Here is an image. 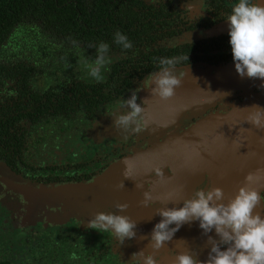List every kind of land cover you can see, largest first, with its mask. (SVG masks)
<instances>
[{
  "label": "flooded vegetation",
  "instance_id": "1",
  "mask_svg": "<svg viewBox=\"0 0 264 264\" xmlns=\"http://www.w3.org/2000/svg\"><path fill=\"white\" fill-rule=\"evenodd\" d=\"M125 1L131 6H139L133 8L146 17L145 26L128 31L129 21L121 9L114 7V21L109 22L110 35L100 39L75 38L79 34L68 39L49 36L34 25L26 30H29L28 35L40 37L36 49L30 48L31 42H27L16 51H9L6 45L16 30L1 44L0 59L6 63H19L24 78L18 82L14 79L0 82V100L3 101L1 96H4L10 103L12 100L20 103L17 107L12 106L15 123L8 131V140H15L17 146L1 145L5 153L0 154V166L25 180L53 184L87 183L111 171L113 165L118 172L110 174L112 181L103 186L106 189L119 181L118 175L126 178L123 171L135 168L138 169L135 178H140L143 187L150 190L151 182H161L168 177V183H171L176 179L178 172L172 170L173 165L184 174L181 180L191 191L181 190L182 197L177 202H172L170 191H156L159 194L156 199L163 200L161 196H164L179 207L183 206V199L191 198L197 190L221 187L224 192H231L226 185H218L233 175L225 166L216 164L219 160L214 147H200L196 159H190L194 156L192 152L179 163L175 159H164L159 168L155 167L157 162L153 159L142 170L141 163L133 164L128 157L150 148L156 131L187 134L192 132L191 126L203 121L212 123L209 118L219 111L229 113L248 97L241 94L240 89L234 91L233 103L228 99L217 100L199 112L201 118L185 110L180 111L179 118L177 115L172 119L170 114L167 121L165 118L162 122L154 119V125L149 123L150 132L141 137L138 136L140 131L116 129L111 114L127 111L120 108L121 102L129 99L133 92L137 95L143 81L164 67L160 64L161 59H174V67L192 64L209 67L234 62L227 18L238 0ZM259 2L264 4V0ZM123 30L132 43L131 49L124 50L112 40L117 31ZM190 33L197 35L188 38ZM102 42L109 45L107 55L111 63L103 71L104 79L97 82L89 75L88 65L96 59V49ZM18 76L22 77L21 74ZM261 90V87L252 88L253 93ZM10 92L14 94L9 95ZM202 108L197 106L191 111ZM252 109L249 113L254 115L256 109ZM4 111L10 114L8 109L4 108ZM144 123L142 118L141 124ZM123 160L129 162L125 169ZM259 194L264 199V189ZM153 203L159 202L154 200ZM153 203L150 202L148 208L155 215ZM20 213V206L0 198V264H138L128 247L129 239L120 244L111 230L100 232L86 227L92 217H79L78 220L71 217L60 224H32L21 222ZM160 220L159 217L156 221ZM163 249L153 257L157 264H172L177 254L184 251ZM209 251L210 246L200 247L196 250V259L205 261Z\"/></svg>",
  "mask_w": 264,
  "mask_h": 264
},
{
  "label": "clouds",
  "instance_id": "2",
  "mask_svg": "<svg viewBox=\"0 0 264 264\" xmlns=\"http://www.w3.org/2000/svg\"><path fill=\"white\" fill-rule=\"evenodd\" d=\"M227 20L236 72L241 78L246 76L264 80V4L259 0L258 2L238 0L232 5ZM115 43L124 50L132 48L131 41L119 31L115 33ZM109 50L107 43H100L96 49V59L88 65L89 75L97 82L104 79L103 71L111 63L107 55ZM175 63L176 61L171 58L161 59L160 64L164 67L152 76L151 85H155L151 87L152 95L158 96L161 100L173 97L175 89L182 83V79L174 74ZM12 94L14 93H9ZM136 101L137 95L133 92L131 97L123 100L120 105V108L127 111L111 114L116 129H131L133 132L142 130L141 114L144 108ZM251 108H255L256 111L248 122L264 129V108L255 105ZM125 177H128L127 174ZM252 178L251 173L245 176V185L241 186L235 196L226 203L223 189L212 187L195 191L191 198L183 199L182 207L159 208L156 214L162 219L154 225L150 233V247L159 250L166 242L172 240L175 232L183 224L195 220L199 221L203 234L207 235L214 229L219 239L208 236L206 244L210 245V251L207 260L200 261L191 251H183L177 254L172 264H264V216L256 211L262 197L257 189L247 186V182ZM118 187H124V183ZM143 197L141 203L148 206L152 201L151 193L145 191ZM115 206L121 212L128 208L127 203H117ZM173 224L175 227H170ZM136 226L137 222L128 215L103 211L97 212L86 225L87 228L100 232L111 230L120 244H123L126 238L132 239L137 236ZM145 238L148 237L140 236V239ZM133 260L138 261V264H157L153 255H145L143 249L133 253Z\"/></svg>",
  "mask_w": 264,
  "mask_h": 264
},
{
  "label": "rangeland",
  "instance_id": "3",
  "mask_svg": "<svg viewBox=\"0 0 264 264\" xmlns=\"http://www.w3.org/2000/svg\"><path fill=\"white\" fill-rule=\"evenodd\" d=\"M18 30V31H17ZM15 33L12 35L10 40L8 41L6 48L9 51H16L20 49L23 44L27 42H31L30 48H37V44H40L41 39L38 36L28 35L29 30H26V27H20L18 28ZM196 33H190L188 34L189 37L196 36ZM196 67H198V64H192L187 65L183 67H173L174 74L177 75L182 79V83L179 87L175 89V95L176 98L178 96L185 97L184 93V86L187 84L188 76L190 75V69L195 70ZM160 71V70H159ZM158 71L150 74L144 81L142 85V89L138 91L137 94V103L141 104V106L144 108L143 113L141 114V120L145 121L142 125V130L139 132V137H141L145 132H150L151 130L150 124H153L154 119L160 120V122L163 121L165 118V121L170 119V114L172 119L179 118L180 111L181 110H187V112H193L195 116L201 118L200 111L206 110L205 108L211 105H213L218 99L215 101H210L204 108L197 110V111H191L193 108V105H183L175 108H168L167 106L171 103L172 98L168 100H161L158 96L152 95L151 87H154L155 85H151V80L153 74L157 73ZM259 82H264V80H259ZM258 93V92H257ZM242 94V93H241ZM234 96V91L232 95L228 97V100H230L231 103V97ZM250 96V95H249ZM213 98V97H212ZM209 104V105H208ZM164 108L166 110L164 111ZM199 113V114H198ZM212 118V117H211ZM193 119V118H191ZM204 123H202L203 125ZM199 131H198V130ZM195 132L204 133L208 132L206 131V128H203L200 126V128H197ZM157 135L162 134L160 132H155ZM159 133V134H158ZM191 133V132H189ZM187 133V134H189ZM156 135V134H155ZM184 135V134H182ZM166 139V138H163ZM165 141V140H160ZM152 146L150 148L144 149V152H136L135 156L128 157L131 159V163H141L140 170L148 167L149 162H151L153 159H156V165L155 167H158L161 162L164 161V159L168 160L171 158L165 157L164 154H166L165 145L164 142H156V139L154 142H151ZM202 147V146H200ZM198 147V149L200 148ZM206 146H204L205 148ZM208 147V146H207ZM207 147L205 149H207ZM197 149V150H198ZM196 150V152H197ZM196 154V153H195ZM173 160V159H172ZM171 160V162H172ZM123 164V168H127L129 166L128 160L125 161ZM155 162V161H154ZM167 163V162H166ZM169 163V162H168ZM134 164V163H133ZM169 165V164H166ZM184 165V164H182ZM133 166V165H131ZM170 166V165H169ZM0 198L1 199H7L11 200L12 204H14L16 207L20 206L21 213H20V219L21 222L25 223H43V224H54L50 221H46V218H51L52 216H55L56 218L61 219V222L67 221L69 218L73 217L76 220L82 218V219H90L91 217H94V215L97 212H111V213H117L122 215H128L132 220L137 222V226L135 228V232L137 236L135 238L128 240V247L131 250V254L139 252L143 249L144 254L148 255L151 254L153 257L158 256L161 252L164 251L163 248H176L180 251L184 250V247L187 244L186 251H191L193 255H195L197 252L196 250H200V247L203 246V248L208 247L210 245L206 244V241L208 239V236H212L215 238L216 233L213 229L212 232L208 233L207 235L203 234V230L198 226H196L197 221H193V227H190L191 225L188 223L183 224L178 231L175 232L172 240L166 242L165 246L160 248L159 250H154L149 245V238L150 233L157 222L156 220L160 217V215H157V210L161 207H179L178 205H173L170 203L168 198L164 199V196H161L163 200H157L159 194H157L156 191H170L172 202H177L180 200L182 195L180 196L181 190L184 189L186 193H189L191 189L188 191L189 188H187V184L182 182L181 177L184 175L179 170H175L173 165L171 166L172 170L176 172V179L172 180L171 183H168V177L164 178L161 182H151L150 190H146L144 187H136V185H142V182L139 179L135 178L138 173V169L135 168L129 169V171H123L124 175L127 174L128 177L121 178L118 175V180H116L112 186H109L106 188H103L104 185L109 184L112 179L111 175L117 174V168L113 165L112 170L106 173L105 175H99L97 178L92 179L91 181L86 182H77L72 183L79 187L80 192H73L71 193L70 189H67L64 193L66 195H69L70 201L66 198V202L62 203L60 209L55 210H48L46 209L45 202L48 204H52L56 201L55 196H59L61 191H56V189H50V190H38L42 189L46 186H48L50 183H41V182H32L23 179L20 176L14 175L8 168L0 166ZM159 168V167H158ZM111 174V175H110ZM121 183H124V187L120 188L118 185ZM64 184H71L69 182H65ZM84 187V188H81ZM109 188V189H108ZM35 190V191H34ZM145 191H149L152 196V203L154 200L159 203H153L155 210V215L150 208V204L148 206H144L141 201L144 199L143 193ZM117 203H127L128 208L121 212L119 209L116 208ZM80 217V218H79ZM158 223V222H157ZM60 224V223H57ZM170 227H175V224L170 225ZM192 228V229H190ZM140 236H145L148 238L140 239ZM216 239H219L217 236ZM185 251V250H184ZM207 255V254H205ZM197 258V256H196ZM143 259V258H142ZM204 260H207V257H204Z\"/></svg>",
  "mask_w": 264,
  "mask_h": 264
},
{
  "label": "water",
  "instance_id": "4",
  "mask_svg": "<svg viewBox=\"0 0 264 264\" xmlns=\"http://www.w3.org/2000/svg\"><path fill=\"white\" fill-rule=\"evenodd\" d=\"M190 72L187 84L184 86L185 89H183L185 97L178 96L176 98L174 96L171 103L167 106L168 108L183 105H193L190 108L197 106L198 108H204L207 106L204 104L210 101H215L216 99L227 100L233 91L239 89L241 90L240 93L248 97L240 105L233 107L229 113L219 111L212 118H209L212 123L207 122L208 124H206V121H203V125L201 123L191 126L192 132L189 134L181 135L166 132L157 135L156 133V142L166 143L164 146L166 149L165 157L175 159L178 163L182 158L187 157L188 155L186 154L189 152L194 154L190 159H196L195 153L200 146L214 147L217 153L216 159L220 161H216V164L222 167L225 166L227 171H230L229 174L234 175V178L229 181L218 183V185H226L232 191L231 193L224 192L225 203L235 196L241 186L245 185V176L250 173L253 178L250 182H247V186L260 192L264 189V129L257 128L248 121L252 116L249 113V111L253 110L251 106L256 105L264 108V82H255V80H262L260 78H248L246 76L241 78L235 70V63L217 67L198 65L195 70L190 69ZM254 86L261 87L262 90L258 93H253L252 88ZM165 110L166 108H164ZM181 111L183 113L185 109ZM200 126L206 127L208 132L199 133L197 128H200ZM196 129L198 130L197 132H195ZM64 183H53L38 189L42 191L50 189L61 191L59 196H55V202L52 204L45 202L46 209L59 210L62 203L66 202L65 197L70 201L69 195L64 193L67 189H70L68 191L71 193L80 192L79 187L72 184L74 182H69L71 184L68 185ZM81 188L84 187L81 186ZM256 211L264 216L262 200ZM47 220L54 224L63 223L61 219L55 216L46 218ZM191 223L188 224L193 227Z\"/></svg>",
  "mask_w": 264,
  "mask_h": 264
},
{
  "label": "trees",
  "instance_id": "5",
  "mask_svg": "<svg viewBox=\"0 0 264 264\" xmlns=\"http://www.w3.org/2000/svg\"><path fill=\"white\" fill-rule=\"evenodd\" d=\"M114 7L121 9L122 15L129 21L128 31L146 25V17L144 18L133 8L139 6H131L125 0H0V46L12 31L34 25L49 36H63L68 39L79 34L75 38L85 36L88 40L106 37L110 35L109 22L114 21L112 18ZM120 33L127 36L124 30ZM112 40L115 41V36ZM231 63L234 62L213 67ZM18 66L19 63H6L0 59V82H8L11 79L16 82L21 81L24 75L21 66ZM1 98H3V101L0 100V154L2 155L5 153L3 146H17L15 140H8V131L15 123L12 106L17 107L20 103L16 100L10 103V99L4 96ZM4 108L8 109L10 114H7ZM262 201L264 205L263 198Z\"/></svg>",
  "mask_w": 264,
  "mask_h": 264
},
{
  "label": "crops",
  "instance_id": "6",
  "mask_svg": "<svg viewBox=\"0 0 264 264\" xmlns=\"http://www.w3.org/2000/svg\"><path fill=\"white\" fill-rule=\"evenodd\" d=\"M231 178H234V175L232 176V177H230L229 179L227 178L224 182H226V181H229ZM232 192V191H231ZM230 192V193H231Z\"/></svg>",
  "mask_w": 264,
  "mask_h": 264
}]
</instances>
